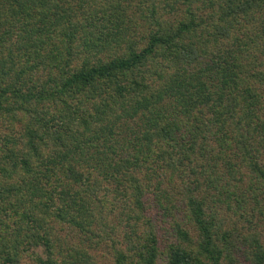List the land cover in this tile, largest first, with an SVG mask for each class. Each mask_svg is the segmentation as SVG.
Instances as JSON below:
<instances>
[{
    "label": "trees",
    "instance_id": "1",
    "mask_svg": "<svg viewBox=\"0 0 264 264\" xmlns=\"http://www.w3.org/2000/svg\"><path fill=\"white\" fill-rule=\"evenodd\" d=\"M264 0H0V264H264Z\"/></svg>",
    "mask_w": 264,
    "mask_h": 264
},
{
    "label": "rangeland",
    "instance_id": "2",
    "mask_svg": "<svg viewBox=\"0 0 264 264\" xmlns=\"http://www.w3.org/2000/svg\"><path fill=\"white\" fill-rule=\"evenodd\" d=\"M263 222L261 223L264 226V219L262 220ZM21 264H32L30 261L23 262ZM157 264H164V260L160 259ZM241 264H250L247 260H243Z\"/></svg>",
    "mask_w": 264,
    "mask_h": 264
}]
</instances>
